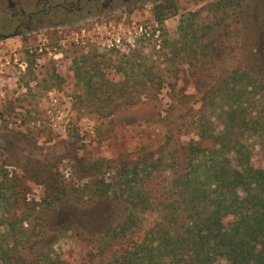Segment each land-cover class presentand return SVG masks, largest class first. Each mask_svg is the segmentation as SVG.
<instances>
[{
  "label": "rangeland",
  "instance_id": "rangeland-1",
  "mask_svg": "<svg viewBox=\"0 0 264 264\" xmlns=\"http://www.w3.org/2000/svg\"><path fill=\"white\" fill-rule=\"evenodd\" d=\"M45 1L43 5L38 0H0V34L5 36L0 37V165H6L12 175L36 176L22 180L27 200L39 202L43 181L48 178L83 191L79 198L64 200L49 218L30 216L35 225L31 239L39 237L36 232L42 221L51 226L44 229L38 247L21 250L26 257L47 251L69 264L79 261L89 250L85 240H95L104 227L123 222L129 210L137 212L124 196L110 201L88 198L92 181L100 177L106 183L122 164L136 165L148 153L157 157L155 151L161 150L165 171L154 172L145 184L153 191L152 201H157L166 178L185 167L181 146L192 135L184 133L183 125L194 127L203 122L218 134L222 125L215 115L220 108L237 107L236 118H243L246 125L241 130L234 128L238 144L258 151L264 160V0H229L226 6L218 5L223 0L114 1L108 10L86 13L85 6L65 20L64 11L51 14L50 10L44 17L38 11L56 4L68 8V0ZM159 3L171 6L161 22L152 15ZM19 8L25 14H38L30 31L9 36L15 23L12 14ZM181 19L188 36L189 27L193 29L190 49L197 52L169 57L167 50L159 52V47L177 40ZM94 23L116 26L119 36L132 39L134 46L123 51L104 48L103 34L96 32ZM202 25L208 27L204 36L199 32ZM133 27H141L149 37L135 35ZM156 31L158 42L153 38ZM207 43L217 50L200 51V45ZM132 51L145 68L154 67L144 71L148 76L161 77L158 96L144 98L147 88L113 87L98 80L88 89L96 95L95 104H81L80 95L86 87L72 79V63H79L82 57H101L115 65L118 58ZM235 70L246 71L253 88L240 93L236 88L239 82L231 81L232 91L225 89L221 81L227 74L236 79ZM245 127L252 135L245 133ZM247 135L250 138L244 139ZM145 227L146 223L118 236L104 255L130 249L142 239ZM2 229L0 226V232ZM21 229L24 234L31 233L25 231V222ZM217 264L226 262L220 259Z\"/></svg>",
  "mask_w": 264,
  "mask_h": 264
},
{
  "label": "trees",
  "instance_id": "trees-1",
  "mask_svg": "<svg viewBox=\"0 0 264 264\" xmlns=\"http://www.w3.org/2000/svg\"><path fill=\"white\" fill-rule=\"evenodd\" d=\"M228 2L223 0L218 5L226 6ZM162 6L159 3L153 8V18L158 22L163 20L164 11L171 8ZM182 22L181 19L177 27V40L163 44L159 52L165 49L169 57L190 52L188 56H193L197 52L190 49L195 39L193 29L189 27L188 36ZM207 29L200 26V36H204ZM199 49L217 50L210 43L200 45ZM102 64L105 65L103 69L100 68ZM72 66V79L86 87L79 102L90 103L89 106L96 101V95L89 90L98 80L113 87L138 85L147 88L144 98H155L162 86L160 76L146 74L154 67L145 68L140 56L133 51L118 58L115 65L101 57L98 60L82 57ZM234 72H237L236 79L227 74L221 81L225 89L232 91L231 81L239 82L236 88L240 93L253 88V79L246 71ZM171 98L174 99L172 95ZM236 114L237 107L228 105L226 109L220 108L215 118L221 122L222 128L215 135L212 128L203 122L194 127L183 125L184 133L192 135L181 146L185 167L180 172L173 171L166 178L157 201H152L153 191L147 190L145 184L154 172L165 171L161 150L155 151L157 157L148 153V157L136 165L122 164L106 183L103 178H95L88 198L110 201L124 196L126 202L137 207V212L135 215L129 210L123 222L104 227L95 240H85L89 250L74 264H94L95 261H99L96 264H217L220 259L226 264H264V160L258 151L238 144L234 128L246 125L243 118H236ZM244 131L252 135L250 128L245 127ZM251 135L244 136V139ZM206 142L210 145L207 146ZM5 167L0 165V226L3 227L0 232V264H69L68 260L51 257L47 251H39L28 258L21 250L38 247L43 241L44 229L51 226L42 221L36 232L39 237L33 235L31 239L35 227L31 224V215H36V219H41V216L44 219L45 215L49 218L64 200L79 198L83 189L48 178L43 181V197L34 202L27 200L22 180L36 176L12 175ZM140 178H144L143 181ZM138 179L141 182L136 185ZM23 222L27 224L25 231L31 232L28 235L21 229ZM144 223L147 227L142 239L132 243L130 249L104 255L106 249L114 244L113 240ZM15 228H18L17 232H14Z\"/></svg>",
  "mask_w": 264,
  "mask_h": 264
},
{
  "label": "flooded vegetation",
  "instance_id": "flooded-vegetation-1",
  "mask_svg": "<svg viewBox=\"0 0 264 264\" xmlns=\"http://www.w3.org/2000/svg\"><path fill=\"white\" fill-rule=\"evenodd\" d=\"M38 1L39 2L42 1L43 5L46 4L45 0H38ZM114 1L127 2L129 0H68V8L64 7V4H60V5L56 4L50 6L51 9L48 10L41 9L38 12H41V17H44L46 16V14H49L50 12L51 14H54L53 12H55L56 10L64 11L63 20H65L68 16L72 14L81 13L85 6L88 7V9L85 10L86 13H90L91 11H97V10L98 11L108 10ZM63 2L65 3L66 1ZM12 7L14 8V5H12L11 8ZM38 12L25 14L24 10L22 8H19L18 12L12 14V19L15 20V23L11 32H8L7 35L15 36L17 33H20L22 31H30L35 21V19L33 20V17H35V15L38 14ZM37 24L39 23L37 22ZM0 37H5V36H3V34H0Z\"/></svg>",
  "mask_w": 264,
  "mask_h": 264
},
{
  "label": "built area",
  "instance_id": "built-area-1",
  "mask_svg": "<svg viewBox=\"0 0 264 264\" xmlns=\"http://www.w3.org/2000/svg\"><path fill=\"white\" fill-rule=\"evenodd\" d=\"M89 22H93L95 21L94 19H89ZM87 21V22H88ZM94 28L97 31L101 30L103 35H100V38L103 40V47L106 49H116L119 51H123L126 48H132L133 45V40L132 39H124L122 38V36H119L118 33V28L114 25L108 24H101V25H97L96 23H94ZM133 30L135 32V35L137 36H141V37H149V34L145 31L142 30L141 27L138 28H134ZM81 33H83L84 31L81 30ZM98 33V32H97ZM153 38L156 40L158 38V32L156 31L155 34L153 35ZM75 42H77L76 39H74ZM155 42H158L157 40ZM78 44V43H77ZM156 48H158V46H155Z\"/></svg>",
  "mask_w": 264,
  "mask_h": 264
}]
</instances>
